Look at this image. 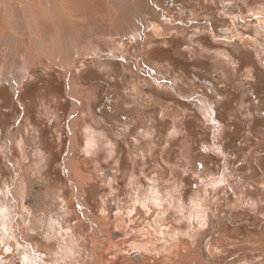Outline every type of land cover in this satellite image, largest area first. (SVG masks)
I'll list each match as a JSON object with an SVG mask.
<instances>
[{
	"label": "rangeland",
	"instance_id": "374dc122",
	"mask_svg": "<svg viewBox=\"0 0 264 264\" xmlns=\"http://www.w3.org/2000/svg\"><path fill=\"white\" fill-rule=\"evenodd\" d=\"M201 1L195 6L190 0L175 5L169 4L170 0H147L148 9L141 5L139 8L146 21H156L157 31L147 22L141 34L136 35L139 39L131 34L111 37L115 45L123 46V54L118 49L115 53L103 51L92 56L81 51L71 62L69 73L78 95L74 124V103L67 94V76L48 58L36 60L17 84L5 79L0 70L1 224L5 222L1 212L8 216L6 235L0 228V256H4V264H32L31 246L35 250L31 255L35 259L31 261L36 262L37 255L41 256L38 244L53 236L57 238L59 255L55 262L66 264H112L110 254L123 253L128 258V251L132 258L134 246L138 251L144 249L143 252L149 247L157 248L154 235L164 212L159 211L154 231L143 228L152 233V238L145 233V244L131 245L129 241L138 239L135 236L116 243L110 239L111 231L127 226L129 220L114 222L108 215L107 224L103 217H107L108 210L101 208L95 214L86 193L92 174L82 157L92 155L98 164L108 161V166L127 169L131 166L127 159L142 155L137 140L143 131L146 154L153 149L158 157L160 150L165 148L167 152L164 160L170 166L169 174L162 159L150 163L152 169L162 174L161 190L174 188L177 181L191 190L185 201L193 203L185 216L168 210L172 216L164 220L167 225L163 224L167 235L184 238L181 256L176 245V264H264V102L258 98L256 101L262 105L254 106L245 91L250 85V71L264 73V0H209L214 8L206 13ZM228 20L232 27L223 33L221 29ZM234 41L248 46L251 62L246 65L250 68H236L240 104L228 109L220 121L211 105L203 100L207 98L205 88L192 79L202 75L201 63L209 64L206 70L210 74L217 71L214 63L221 56L228 55L231 61L239 59L226 46ZM154 42L159 47L155 54L149 53ZM172 42L176 48L172 59L176 57L175 62L180 60L179 64L187 67L186 77L180 83L176 81L174 87L153 77L149 79L146 74L161 72L162 62L173 55L169 56L168 50ZM19 55L22 58L26 53L20 50ZM167 75L176 80L184 76ZM232 113L243 124L228 145L218 120L225 123ZM254 116L258 118L252 125ZM42 154H46L45 166H41L44 172L38 175L40 163L35 162L37 158L41 161ZM150 182L148 175L146 182L141 181L144 188H149ZM12 194L18 202L16 208ZM104 202L108 206L109 202ZM83 209L96 222L87 220ZM144 210L130 212L134 229L149 211ZM194 219L195 226L199 224L196 229L192 226ZM71 228L72 234L68 230ZM187 237H193V241H187ZM68 240L72 248L67 245ZM171 247L166 250L165 259ZM164 249L160 244L159 250ZM67 251L70 254L66 256Z\"/></svg>",
	"mask_w": 264,
	"mask_h": 264
},
{
	"label": "flooded vegetation",
	"instance_id": "af4514ba",
	"mask_svg": "<svg viewBox=\"0 0 264 264\" xmlns=\"http://www.w3.org/2000/svg\"><path fill=\"white\" fill-rule=\"evenodd\" d=\"M180 1L181 0H170L171 3L169 2L168 3L175 5L177 2H180ZM190 1H191V4L195 6L200 3L199 2L200 0L199 1L190 0ZM201 2H202L201 6L203 5L204 7V10H203L204 13H206L207 11L209 12V9L213 7V5L209 3L210 2L209 0H202ZM185 12L188 15H190L189 12L187 11ZM211 22H213L214 24V21L211 20ZM225 25L221 29L222 31H224L223 33L225 32L227 33L229 29L232 27L230 20H228ZM234 43L233 44L227 43L226 46L231 51H235L239 59L231 61L229 58H227L228 55L221 56L223 59L220 58L214 63L217 65V68H218V69L216 68L217 71L210 73V74H209L210 71L206 70V69H209L208 68L209 64L206 62L201 63L203 65H199V67L200 69H202V72H201L202 75H194L192 79L195 83L202 85L201 86L202 89L205 88L207 98H204L203 100L208 102V105H211V107L215 111V114L220 118V121H222V117L226 115L225 112L228 109H231V107L236 108V106L240 104V102L239 103L237 102L238 99L240 98V89L237 86L238 70L236 68H241V67L246 66L248 67V71L250 68L249 65H246L247 63H249V60H250L248 58L249 57L248 46H246L242 42L234 41ZM173 45L174 43L172 42V45H171L172 47L170 46V48L168 49L171 51L169 52L170 53L169 56H171V54H173L176 50V48H174ZM158 47L159 45L154 42V45L150 49H148V52L155 54ZM174 56L175 54H173L171 58H166L165 61L162 62L161 72L156 71L154 72V74L152 72L146 73L148 78L150 79L151 77H153L155 80H158L161 84H164L166 86L174 87V85L176 84V81L180 83L181 81L179 80L186 77L185 68L187 67H183V65L179 64V63H182L180 62V60H177L175 62L176 57L174 60L172 59V57L174 58ZM188 70H189V67H188ZM169 73H179V74L183 73L184 76H181L180 78H177L176 80V79L171 78L169 75H167ZM249 74H250L249 75L250 77H249L248 82L250 83V85L247 86V89L245 88V91H247L248 96H250V98L253 100L254 106H257L258 104L262 105L261 102H257L256 100L259 98L260 100H263L264 102V73L262 75H258L256 71L253 70V71H250ZM259 91L260 93H257ZM257 95L258 96L260 95L261 97L260 96L258 97ZM234 115H235L234 113H232L231 116L229 115L230 117L229 119H226L225 123L220 122L218 120L220 132H222L223 137H224V142L227 144L232 143L233 137H236L235 136L236 133H238L241 130L242 124H243V121L240 118H236ZM257 118L258 117H255V116L253 117L252 125L257 122ZM262 118L264 120V115L262 116ZM260 120L262 121V119ZM139 136H140L139 137L140 139L137 141H140V145L137 146V149L141 150V153L143 156L140 153H138L136 157H131L128 155L131 158L128 157L129 159H127L128 160L127 163L130 164L131 166L127 169L123 167L121 168V166L119 167L108 166L109 165L108 161L107 162L100 161L98 164L96 163L98 161L97 158L92 155L90 156L84 155V157H82L85 164L89 165L90 172L92 174V181H90L89 184L86 186V193H87V198L91 206L93 207L92 209L95 214L101 208H105L108 210V214L110 215L112 219L115 217L117 218L119 216L121 217L119 213H122L126 209H128L126 210V213H128V211L130 212L134 211L132 210V208H135V210H138V211L139 209H143V210L147 209L149 211L144 214V218L137 225V229L151 228L154 231V229L156 228L155 227L156 224H154V222H156L155 219L159 218V215H158L159 211H162L165 213L164 218L161 219L160 222L158 221L159 222L157 225L158 231H155L156 234L154 235V238L157 243V248L149 247V250L147 252H143L144 249L141 248L140 252H143V254L147 256L144 257V255H142V258H140V255H138L137 256L139 257L138 259L136 257L131 258L128 255V251L125 253L128 258H125L123 253H119L116 256H114V253L110 254L111 257L109 256V258L112 261V264H122V263L123 264H164L166 250H168V248L171 246L173 242L174 243L176 242L178 244L179 246L178 254L180 253V256H181V252H182L181 246L184 243V238H181V237L177 238V237H173V235L172 236L167 235L166 231L164 230L165 226H163V224L164 223L166 224L167 221H164V220L167 219V217L169 218V216H172V215H169L168 210L173 211L172 209H174L175 213L178 216L184 217L186 214L185 212L189 211V208H191L190 205L193 203V201L191 202L188 200L185 201V195H189V192H191V190L188 189V187L184 188V184L180 183L179 181L176 182V185H174L175 186L174 188L167 187V190H163V191L161 190L160 183L162 182V179H161L162 174L159 173V171H155L154 169H152L151 164H152V161L157 158L162 159L164 162L163 164H165L167 167V174H169L170 166L168 165V161L164 160L165 158L164 154L167 152L165 151V148H164V151L160 150V153L162 152L161 153L162 155L159 153L160 157H158V154L155 153L154 149L153 151L150 150L149 154H146L147 150L146 148H144V146H142L145 140L144 138L145 131H143V133L140 134ZM222 147L224 150V147H225L224 144ZM106 163L108 164L106 165ZM147 167L149 169L151 168V171L147 170ZM132 173H135L136 176H134ZM146 175H148V179H150L151 181L148 185L149 188H144L143 183H141V181L146 182ZM99 186L101 188H98ZM157 196L159 197V199L158 198L156 200L151 199L152 197L156 198ZM177 197H180V199L178 200ZM103 201L106 202V203L104 202L105 204H108L109 202L108 206L105 207V205L103 204ZM155 202H158V203L161 202L162 205H160L159 207H156ZM140 204L144 205V207H141ZM152 215L153 216L155 215L154 218L151 220L149 224H146L148 223L146 222V220H148V218H150ZM195 219L193 221L192 226L196 229L197 226H199V224L195 226L194 224ZM142 223L144 224V226ZM161 231H163L164 235L161 234ZM116 232H117L116 228L113 229V231H111L109 235L111 237L110 239L116 242L118 241V239L119 240L121 239V241L119 242H125L126 241L125 237H122L121 233H116ZM119 237H122V238H119ZM187 239H188L187 241H193V237H187ZM50 242L52 243L50 244ZM160 244L165 247V249L162 250V252L159 250ZM37 248L40 251V253L38 254H41L44 256L45 262L52 264V262L54 263L55 261H57L56 259H58L59 255H58V250H57L58 248H57L56 236L50 237V239L48 240L44 239L42 241V244H38ZM129 249H130L129 250L130 252L132 251L133 252L135 251V253L139 252L137 250H134L136 248L132 249V251L130 247ZM177 256L172 258V259H175L173 261V264H176L177 261H179V255ZM15 263L16 262H14L13 264Z\"/></svg>",
	"mask_w": 264,
	"mask_h": 264
},
{
	"label": "bare ground",
	"instance_id": "6f19581e",
	"mask_svg": "<svg viewBox=\"0 0 264 264\" xmlns=\"http://www.w3.org/2000/svg\"><path fill=\"white\" fill-rule=\"evenodd\" d=\"M102 1H105V3H103L106 6L102 4ZM102 1L0 0V45L2 48V52L0 51V70H2V75H4L3 77L8 80L10 79L13 84H17L23 80L28 68L34 65L36 60H39L42 56L48 58L51 63H54L61 68L67 76V94L71 97L74 103L73 115L71 117L72 124H74L75 121V110L78 109V104L76 102L78 96L76 85L69 78L71 70L70 66L73 59L77 57L81 51H84L86 54L92 56L93 54H98L103 51L106 53H112L118 49L120 50V53L123 54V46L121 44L118 46L115 45L112 38L115 35L126 37L131 34L135 39H139L136 35L138 33L141 34L148 22L139 8V5H141L148 9L147 0H133L131 3L128 0ZM155 23L156 21H154V24L148 22V25L153 26V28L157 31L158 25ZM20 50H22L24 54L26 53L25 57L24 55H22V58L20 57ZM25 59L27 60L26 63L24 62ZM18 62H20V65H18ZM71 138L73 142V136H71ZM78 185L79 189L82 190L83 183L80 181ZM79 196L81 198L80 205H85L82 198L83 193L81 192ZM10 197L14 199L13 194ZM17 204L18 202L14 199L13 207L16 208ZM126 210L120 214L121 217H115L114 222L118 219H126L130 221H128L130 224H126L127 226H123L122 229L117 228L116 233H121L122 237H125L126 239H129L132 236H135V238L138 237V239L129 241L131 242V245H135L137 242H143L145 244L144 238H147V236L152 238V233L149 230V232L144 230L143 228L134 229V216L130 213V211L126 213ZM132 210H135V208H132ZM3 212H1V215L3 216L5 222L2 224L0 222V228H2L3 233L5 234L6 230H8V216L4 215ZM84 215L87 220L96 222L95 219H92V215L89 212L84 211ZM108 215L109 214L107 213V217H103V221L107 224L109 223ZM163 218L164 215L160 216L158 221ZM68 230L71 234L74 232L72 228ZM1 241L2 238H0V244ZM119 241H121V239H118L116 243H119ZM70 242L71 240H68L67 245L72 248L69 244ZM171 245V253L168 254L169 256L165 259L164 264H173V261L175 260L172 258L176 257L175 249L177 243L173 242ZM135 247L136 246H134V248ZM105 252H108V250L106 249ZM68 254L70 253L67 251L65 255L67 256ZM138 255L142 258L140 251L134 253L133 257L138 259ZM3 258L4 256H0V264L5 263ZM29 260L32 259L29 257Z\"/></svg>",
	"mask_w": 264,
	"mask_h": 264
},
{
	"label": "crops",
	"instance_id": "0c3cea01",
	"mask_svg": "<svg viewBox=\"0 0 264 264\" xmlns=\"http://www.w3.org/2000/svg\"><path fill=\"white\" fill-rule=\"evenodd\" d=\"M260 21V20H259ZM69 133V132H68ZM70 136V135H69ZM42 152H44L45 153V151H43L42 150ZM45 155L46 154H42V156H41V158H40V160L41 161H39V158H37L38 160H36V162L35 163H40L39 164V170H40V174H38V175H41V174H43V172H44V167L42 168L41 166H45V161L46 160H43L44 159V157H45ZM40 157V156H39ZM32 163V162H31ZM38 178L40 177V176H37ZM36 177V179H38ZM32 247V252L30 253V258H32V259H35V257H32L31 255H33L34 256V254H35V250H34V248H33V246H31ZM37 255V254H36ZM38 256V259H37V261L39 260V261H41V262H39V264H49V263H47V262H45V260H44V256L43 255H37ZM68 260H70V259H68ZM37 261L36 262H31V260H30V263H32V264H37ZM53 264V263H52ZM54 264H66L65 263V261H62V263H58V262H55Z\"/></svg>",
	"mask_w": 264,
	"mask_h": 264
},
{
	"label": "snow or ice",
	"instance_id": "6c2138e0",
	"mask_svg": "<svg viewBox=\"0 0 264 264\" xmlns=\"http://www.w3.org/2000/svg\"><path fill=\"white\" fill-rule=\"evenodd\" d=\"M155 203H156V207H159V203L158 202ZM141 207H144V205H141Z\"/></svg>",
	"mask_w": 264,
	"mask_h": 264
}]
</instances>
